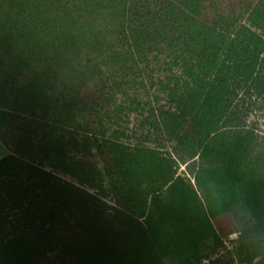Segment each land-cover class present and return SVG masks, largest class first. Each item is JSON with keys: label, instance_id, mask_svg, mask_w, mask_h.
<instances>
[{"label": "trees", "instance_id": "1", "mask_svg": "<svg viewBox=\"0 0 264 264\" xmlns=\"http://www.w3.org/2000/svg\"><path fill=\"white\" fill-rule=\"evenodd\" d=\"M68 1L0 0V10L8 5L17 13L5 29L10 40L23 42L37 31L33 42L41 47L52 39L47 30L38 33L48 21L69 24L80 19L83 9L104 3L120 16L124 40L137 47L149 38L168 42L181 69L173 87L168 86L167 104L173 110L160 113L172 150L130 148L116 137L97 146L117 206L112 227L99 224L100 199L81 184L61 179L17 152L0 157V264H52L43 258L58 241L57 226L82 237L72 251L79 264H264V155L256 152L254 131L236 111L240 86L260 85L254 76L264 62V0L241 6L249 23L232 31L221 27L226 16L221 0ZM61 38L50 51L41 47L45 67L33 71L28 83L71 64L75 40L66 30ZM105 107L91 105V116L103 112L117 117V107ZM50 132L51 127L41 144L45 154L53 151ZM172 156L197 157L207 166L193 173V184L175 175ZM72 169L76 164L67 171L72 178L92 186L88 173ZM238 186L250 219L242 229L230 214L238 203ZM232 234L236 238L227 250L223 241ZM208 239L219 251L211 260L200 250Z\"/></svg>", "mask_w": 264, "mask_h": 264}, {"label": "rangeland", "instance_id": "2", "mask_svg": "<svg viewBox=\"0 0 264 264\" xmlns=\"http://www.w3.org/2000/svg\"><path fill=\"white\" fill-rule=\"evenodd\" d=\"M255 1L221 0V11L226 15L221 27L232 31L240 23L248 24L241 6ZM6 8L0 10V157L17 152L35 166L81 184L80 187L100 199L99 224L112 227L115 196L103 174L97 146L116 137L130 148L171 152L173 142L162 128L160 113L171 109L167 104L168 86L173 87L175 76L181 73L174 62V50L159 38H149L142 47L124 40L120 16L104 3L97 4L83 9L82 16L75 22L48 21L44 30H38L40 35L47 30L46 35L52 37L50 43L41 45L45 52L53 49L52 42L61 41L64 30L69 31L75 40L76 53L71 55L70 65L59 66L56 73L38 78L33 85L28 83L33 71L43 70L46 63L44 55L39 54L40 42L38 45L33 42L38 38L37 31L33 30L32 39L10 40L5 29L17 19V13H11L8 5ZM25 17L29 25L26 14ZM256 73L254 79L257 78L260 85L253 82L240 86L236 111L243 124L254 131L256 152L264 155V62L258 64ZM99 102L107 105L106 111L117 107V117L115 113L103 115V112L92 117L90 106ZM47 125H51L50 139L54 142L53 151L45 154L41 144L45 145L49 138ZM116 132L122 134L116 135ZM22 142H29L30 147H24ZM59 150L62 157L58 155ZM172 157L175 175L186 177L193 184V173L207 166L197 157L182 160ZM63 161L64 168L60 166ZM73 164L77 171L72 169L71 173H88L91 187L80 183L78 177L70 176L67 171ZM237 194L238 203L230 209V214L237 228L242 229L250 219L239 186ZM56 228L58 241L43 261L79 264L72 252L83 242L79 232H66L61 226ZM235 238L236 234H232L226 239ZM65 245L71 250H66ZM200 250L208 260L219 253L213 249L210 239L200 243Z\"/></svg>", "mask_w": 264, "mask_h": 264}, {"label": "built area", "instance_id": "3", "mask_svg": "<svg viewBox=\"0 0 264 264\" xmlns=\"http://www.w3.org/2000/svg\"><path fill=\"white\" fill-rule=\"evenodd\" d=\"M223 245L226 247L227 250H231L232 249L231 245L229 244V241H227V240L223 241ZM203 262H206V260H204Z\"/></svg>", "mask_w": 264, "mask_h": 264}]
</instances>
